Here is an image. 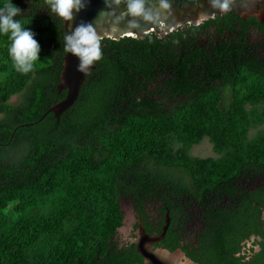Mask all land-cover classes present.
<instances>
[{
    "label": "trees",
    "instance_id": "16d2710c",
    "mask_svg": "<svg viewBox=\"0 0 264 264\" xmlns=\"http://www.w3.org/2000/svg\"><path fill=\"white\" fill-rule=\"evenodd\" d=\"M11 3L21 9L15 19L35 34L40 53L34 70L21 74L8 55L9 38L0 35V264L101 260L121 221L119 191L128 178L147 189L155 182L183 185L190 175L204 190L250 159L264 172V76L252 74L249 58L220 57L225 65H215L212 78L228 80L221 102L211 90L192 93L201 75L186 66L194 59L181 34L104 37L102 58L74 103L59 118L52 112L40 118L66 93L57 83L68 33L45 0ZM171 63L177 100L169 108L145 89ZM13 95L18 99L10 102ZM205 137L218 155H191ZM238 227L212 231V264Z\"/></svg>",
    "mask_w": 264,
    "mask_h": 264
},
{
    "label": "flooded vegetation",
    "instance_id": "af4514ba",
    "mask_svg": "<svg viewBox=\"0 0 264 264\" xmlns=\"http://www.w3.org/2000/svg\"><path fill=\"white\" fill-rule=\"evenodd\" d=\"M173 32L187 40L186 49L193 54L194 60L187 62L186 66L201 75L193 79V94L211 90L218 93L219 101H224L228 80L212 78V73L215 74V65H225L219 61L225 55L229 60L237 56L249 58L256 67L252 74L264 76V24L253 16L242 18L234 11L216 13L198 24L186 23L169 33ZM232 63L241 65L240 61L229 64ZM174 68L171 63L165 72L169 80L162 74L158 83L148 84L145 89L159 103L169 104V108L177 100L173 88ZM193 94L185 97L192 98ZM17 99L15 95L14 102ZM214 152L212 156L215 157L218 154L215 149ZM175 171L181 177L180 170ZM225 178L204 190L195 185L190 175L183 185L155 182L147 189L134 179H126L124 188L119 191L121 221L111 239L109 251L101 260L90 264H143L144 258L136 242L140 225L148 234L159 236L158 240L152 241V248L180 249L196 264H212L208 254L209 237L215 228L227 224L238 225V232L222 243L223 252L215 256L218 264H264L261 217L264 172L258 173L255 161L250 159L237 174Z\"/></svg>",
    "mask_w": 264,
    "mask_h": 264
},
{
    "label": "water",
    "instance_id": "95a60500",
    "mask_svg": "<svg viewBox=\"0 0 264 264\" xmlns=\"http://www.w3.org/2000/svg\"><path fill=\"white\" fill-rule=\"evenodd\" d=\"M134 2L135 0H82L84 6L81 10L73 12L72 20H62V25L68 34L80 24H91L100 39L111 37L118 40L123 36L142 39L146 33L155 32L163 37L178 26L198 24L216 13H225L214 8L211 0H139L140 11L133 14L129 11V5ZM231 11L242 18L253 16L264 24V0H231L227 12ZM78 64L76 56L67 52L64 54L57 89L58 92L66 90L65 96L52 102L40 118L47 112H52L59 118L77 99L88 72L95 67L92 64L89 69H85L87 73H82L77 70ZM261 217L264 227V206ZM137 234V249L144 258L143 264H196L180 249L152 248V241L158 240L159 236L148 234L142 225Z\"/></svg>",
    "mask_w": 264,
    "mask_h": 264
},
{
    "label": "clouds",
    "instance_id": "9594fccd",
    "mask_svg": "<svg viewBox=\"0 0 264 264\" xmlns=\"http://www.w3.org/2000/svg\"><path fill=\"white\" fill-rule=\"evenodd\" d=\"M50 12L64 21L73 19V12H79L84 6L82 0H45ZM231 0H211L214 8L223 12L229 10ZM139 0L129 5V11L138 14L140 11ZM21 14V9L11 3V0L0 7V35L7 36L10 40L8 55L15 70L27 75L34 70L39 59L40 45L34 38V33L22 26L15 17ZM64 50L71 53L79 60L77 70L87 73L85 69L102 58L100 37L96 34L91 24L78 25L71 34L64 38Z\"/></svg>",
    "mask_w": 264,
    "mask_h": 264
},
{
    "label": "rangeland",
    "instance_id": "374dc122",
    "mask_svg": "<svg viewBox=\"0 0 264 264\" xmlns=\"http://www.w3.org/2000/svg\"><path fill=\"white\" fill-rule=\"evenodd\" d=\"M14 100H15V97H12L10 102H14ZM253 131H252V133H253ZM189 152L191 155L199 156V157H207V156L215 155L213 144L211 143V141L209 140L208 137H205L201 141H199L198 143L194 144L189 149Z\"/></svg>",
    "mask_w": 264,
    "mask_h": 264
}]
</instances>
